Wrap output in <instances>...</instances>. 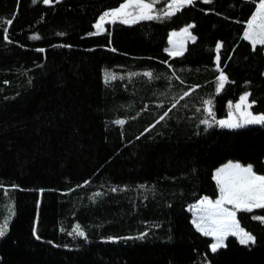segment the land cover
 <instances>
[{"label":"trees","instance_id":"obj_1","mask_svg":"<svg viewBox=\"0 0 264 264\" xmlns=\"http://www.w3.org/2000/svg\"><path fill=\"white\" fill-rule=\"evenodd\" d=\"M124 1L0 0V264H264V209L237 211L255 244L212 252L189 208L227 160L264 173V123H218L244 93L264 113V45L244 37L260 0H154L95 33Z\"/></svg>","mask_w":264,"mask_h":264},{"label":"snow or ice","instance_id":"obj_2","mask_svg":"<svg viewBox=\"0 0 264 264\" xmlns=\"http://www.w3.org/2000/svg\"><path fill=\"white\" fill-rule=\"evenodd\" d=\"M45 4H50L53 0H43ZM194 0H173L172 4L168 5L170 11L166 12L165 15H174L179 10L178 6L185 4L191 5ZM210 2V0H206ZM153 8V3H146L145 0H126V2L120 4L116 9L104 13L100 17V21L96 25L97 29L102 28V22L106 17H112L113 21L120 19L122 23H135L137 19H153L150 14ZM135 10V13L130 11ZM132 17V19H128ZM259 21V23H257ZM9 23H11L9 21ZM192 27V26H189ZM183 33H188V28L182 29ZM176 35V33H173ZM245 39L252 42L255 47L256 44L264 45V0H260L259 8L254 13L251 20L248 22V30L244 34ZM7 38V37H5ZM38 38V37H35ZM194 40L195 37H192ZM222 45L217 44V49ZM42 51V50H41ZM173 55H180L181 52H173ZM219 60V56L217 57ZM146 76L151 77L152 73H145ZM114 74H106V79H115ZM219 84L217 91L224 88L227 82L226 75L221 72L218 77ZM185 96L188 93H184ZM248 93H245L240 97V102L235 105V108L240 112L242 124L231 120V114L229 120H221L219 124L229 128H237L247 124H261L264 123V114L254 115L247 111V108L251 107V104H245L247 101ZM254 103V102H253ZM205 104L209 105L208 111L211 115V101H205ZM242 105L244 109L242 110ZM175 107V105H173ZM167 115V113H165ZM163 119V117H161ZM117 123H123L118 121ZM203 124H209L208 120L201 121ZM216 179L220 185L221 197L214 203L205 197L200 203L207 204L209 207L202 209L204 213L200 217V221H193L197 229L202 232L205 236L214 237V242L210 245L212 252H217L220 248L225 247L224 240L231 234L239 237V242L243 245L255 244L256 238L246 232L244 229L239 228L238 222L236 221V211L242 210L251 212L254 208L264 209V175H258L253 170L251 165L242 166L239 163H232L225 165L224 167L217 170ZM225 204L233 205V209L224 207ZM235 209V210H234ZM254 219L264 221V217H253ZM7 231V222L0 224V236H4ZM77 234L83 236L84 233L77 229Z\"/></svg>","mask_w":264,"mask_h":264},{"label":"rangeland","instance_id":"obj_3","mask_svg":"<svg viewBox=\"0 0 264 264\" xmlns=\"http://www.w3.org/2000/svg\"><path fill=\"white\" fill-rule=\"evenodd\" d=\"M153 1H154V0H145L146 3H153ZM155 1H156V0H155ZM124 2H126V0H125ZM124 2H123V3H124ZM172 2H173V0H168L166 3H164V6H163V8H164V14H165L166 12L170 11L168 5L172 4ZM259 3H260V1L257 3L256 8H255V10H254L252 16L249 18L248 22L251 20V18L253 17L254 13L257 12V10H258V8H259ZM121 4H122V3H121ZM185 5H186V4H185ZM119 6H120V5H119ZM119 6H118V7H119ZM118 7H116V8H118ZM178 7L180 8V7H182V6H178ZM116 8H113V9H116ZM113 9H108V10L104 11V12L98 17L97 21H96L95 24H94V32H95V33H98V32L103 31V30L105 29V24H106V23L113 22L112 17H110V16H109V17H106L105 20L102 22V28H101V29H97V28H96L97 23H98V22H101V21H100V17L103 16L104 13L109 12V11H111V10H113ZM130 11H132L133 13H135V10H134V9H131ZM150 14H151L153 17L159 15L157 12H155V6H154V3H153V8H152ZM128 19L131 20L132 17H128ZM137 20H139V19H137ZM137 20H136V21H137ZM115 21H121V20H120V19H117V20H115ZM248 22L246 23L245 32L248 30ZM130 23H131V22H130ZM257 23H259V21H257ZM189 26H190V24L187 25V26H184V27H182V28H180V29H178V30H172V31H170L169 36H168V46H167V49H166L167 52H168L169 54H171V53H173V52H177V51L182 52V51L184 50V47H185L186 42L189 41V40H192V37H194V36L191 34V31H190V27H189ZM184 28H188V33H183V32H182V29H184ZM173 33H176V35H173ZM244 34H245V33H244ZM244 37H245V36H244ZM249 41H250V40H249ZM250 42H251V41H250ZM251 43H252V42H251ZM171 55H173V54H171ZM244 94H245V93H244ZM244 94H242L241 96H243ZM241 96H240V97H241ZM240 97H239L236 101H231V102L228 103V107H227V109H228V113H227V115H226L225 117L220 118V119L218 120V123H219V121H221V120H229V119H230V114H231V120H233L234 122H237V123H241V124L243 123V122H242V119H241L240 112H238V111L236 110V108H235V105H236L237 103L240 102ZM245 104H250V103H249V100H248V97H247V101L245 102ZM243 109H244V105H242V110H243ZM247 111L251 112V113L254 114V115H261V114H264V113H253L252 110H251V108H247ZM219 125H220V124H219ZM220 126H221V125H220ZM243 126H244V125H243ZM224 127H226V126H224ZM237 128H238V127H237ZM229 162H232V163H239V164H241L242 166H245V167L248 166V165H250V164H242L241 162L236 161V160H227V161H225L224 163H222L221 165H219L218 168L215 169L214 174H213V178H214V180H215L216 183H217V191H218V192H217V196H215V197L203 196V197H201L199 200H197L195 203H193L191 206H189V208H190V210H191V212H192V222H193L194 220L197 221V222H199V221H200V217L204 214V213L202 212V209H206V208L209 207L207 204H201V203H200L205 197H207L208 200L212 201L213 203H214L216 200L220 199V197H221L220 185H219L218 182H217V179H216V173H217V170H218V169H220V168L224 167L225 165L229 164ZM256 174H258V175H264V173H257V172H256ZM224 207H227V208H229V209H233V205H229V204H225ZM234 210H235V209H234ZM235 211H236V216H237V211H238V210H235ZM235 219H236V221L238 222L237 217H235ZM194 225H195V224H194ZM238 225H239V228L243 229V228L240 226L239 222H238ZM195 227H196V225H195ZM196 228H197V227H196ZM246 232H247V231H246ZM248 233H249V232H248ZM229 235H231V234H229ZM210 237L212 238V242H211V244H212V243L214 242V237H212V236H210ZM236 237H237V239L239 240V237H238V236H236ZM225 240H226V238H225ZM225 240H224V243H225Z\"/></svg>","mask_w":264,"mask_h":264}]
</instances>
